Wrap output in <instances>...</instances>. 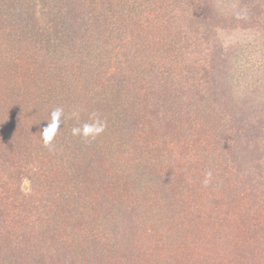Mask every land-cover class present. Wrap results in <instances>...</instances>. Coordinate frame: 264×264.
I'll list each match as a JSON object with an SVG mask.
<instances>
[{"label": "trees", "instance_id": "trees-1", "mask_svg": "<svg viewBox=\"0 0 264 264\" xmlns=\"http://www.w3.org/2000/svg\"><path fill=\"white\" fill-rule=\"evenodd\" d=\"M33 1L0 0V264H264V101L240 99L233 94L238 84H216L206 101L215 106L202 112L162 78L123 94L113 88L119 84H101L92 87L101 95L93 100L92 91L72 89L64 74L40 72L56 70L49 65L56 48L68 46L74 25L96 38L107 33L113 21L106 2L60 0L63 12L53 16ZM149 1L137 0V7L145 11ZM152 1L153 18L167 23L169 6ZM234 9L257 19L264 0H242ZM38 14H50L52 26ZM118 30L131 55L167 44L166 57L175 59L182 48L173 38L153 42L141 34L136 42L126 36L129 28ZM89 60L86 54L78 65L90 68ZM226 71L217 74L225 82ZM38 74L44 84H35ZM199 92L194 96L204 97ZM59 93L67 99L55 102ZM56 107L64 117L45 147L40 131ZM93 112L106 123L103 133L73 136L71 129Z\"/></svg>", "mask_w": 264, "mask_h": 264}, {"label": "rangeland", "instance_id": "rangeland-1", "mask_svg": "<svg viewBox=\"0 0 264 264\" xmlns=\"http://www.w3.org/2000/svg\"><path fill=\"white\" fill-rule=\"evenodd\" d=\"M49 1L34 0L33 3L48 8L53 16L57 9L62 8L63 12L65 6L62 4L63 1L57 0L48 5ZM241 1L163 0V4H167L172 12L169 17L165 18L167 23H164L153 18L151 14L153 10L151 9L154 2L152 0L144 5L145 11L137 7V0H130L129 2L128 0H100L102 4L106 2L104 4L106 13L112 12L108 16L113 24L106 28L107 33L103 36L98 33L100 38H96L92 37L89 30H81L74 25L73 34L68 38V46L57 47L55 60L53 64L49 65L56 70L47 68V71L43 69L40 74L49 77L51 75L57 77L58 73L64 74L63 77L71 82L70 85L74 86L72 89L85 87L92 91L93 100L101 97V95L97 96L95 95L97 93H93V88L100 87L101 84H119L113 88H121L123 94L124 92L130 93L135 85H155L158 81L156 79L162 78L165 80L164 84H175V88H182V92L187 93L189 103L193 102L191 109L196 106L202 108V112L215 106L209 100L206 107V101L211 98V88H214L216 84L226 87L229 84H238L237 90L236 92L233 91V94L239 95L240 99L249 97L256 102L264 101V16L253 20L240 16V14L238 16L237 13L239 12H236L234 8ZM128 3L132 9L128 8ZM246 3L247 8L250 7V3L247 1ZM201 6L203 8L200 10ZM37 8L40 10L39 6ZM50 14H42L43 16L38 14L37 19L39 22L52 26V22L50 24L47 22ZM220 16L228 17L229 20L223 22L220 20ZM137 17L138 20L134 21L136 25L131 28L132 21ZM159 22L160 24H158ZM165 24L172 26L166 28ZM119 26L131 30L132 33L124 34L129 39L132 38V41L134 39L138 42L137 36L141 34L143 39L149 36L153 42L163 40L168 43L173 38L180 41L182 48L178 52L174 51L175 59H171L170 54L166 57L164 48H168L167 44H163L164 48L160 44L156 53L155 49L148 46V48H144L142 51L138 50V52L134 48L132 55L130 54L132 50L128 54V50L122 48V45L126 44L124 36L121 35L122 32L118 30ZM137 27L144 32L141 31V34L137 35ZM176 32L178 35L174 37ZM178 36L179 38H177ZM129 39L126 40L129 41ZM101 40L106 42L102 44L100 43ZM93 42L99 43V49L93 48L95 46ZM205 42L211 45L208 50L205 48ZM175 48L177 47L171 43L170 49ZM134 51L136 54L133 55ZM86 54L94 64L90 68L84 69L83 66L78 65V62L80 57ZM157 58H161L160 62H165L163 67L156 66L158 64H155V61H158ZM197 58L199 59L197 60ZM116 61L121 62V66L117 64V69L113 71V65ZM161 68L162 70H160ZM220 69L227 70L226 82L223 79V72L217 75ZM40 74L37 75L35 84H44ZM217 77L223 80L219 79L220 82L217 83ZM66 80L65 84H69ZM246 84H252V88L248 91ZM144 89L148 91L147 87ZM254 90L255 94H259L256 97L252 93ZM197 91L203 92L204 97L194 96ZM136 93L139 96V89ZM54 98L57 102L59 99H67V96L59 93ZM216 109L219 110L220 107L218 106ZM207 114H203L202 118L211 120L216 118V115ZM109 129L111 128L109 127ZM65 158L67 155H64L63 159ZM231 159L230 157V163L227 160L224 163H229L231 167ZM175 262V264H181V260Z\"/></svg>", "mask_w": 264, "mask_h": 264}, {"label": "clouds", "instance_id": "clouds-1", "mask_svg": "<svg viewBox=\"0 0 264 264\" xmlns=\"http://www.w3.org/2000/svg\"><path fill=\"white\" fill-rule=\"evenodd\" d=\"M237 15L239 16V13H237ZM62 117H64V109L62 107H56L50 111L49 118L46 120L47 123L40 131V136L45 147H50L52 145L56 133L61 126ZM70 118H76L79 121V113L73 112ZM105 127V121H103L97 113L93 112L89 115L87 121L78 123L77 126H74L71 129V134L85 140H91L103 133ZM205 177L203 184L207 186L211 180V173H206Z\"/></svg>", "mask_w": 264, "mask_h": 264}]
</instances>
